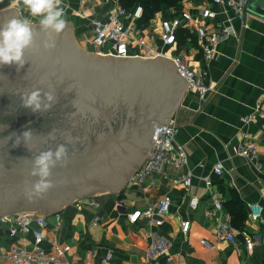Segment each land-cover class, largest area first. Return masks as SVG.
<instances>
[{
  "label": "crops",
  "instance_id": "obj_1",
  "mask_svg": "<svg viewBox=\"0 0 264 264\" xmlns=\"http://www.w3.org/2000/svg\"><path fill=\"white\" fill-rule=\"evenodd\" d=\"M64 4L66 21L72 23L79 44L90 52L106 53L110 46L99 51L92 44L93 21L107 19L117 6L123 7L120 0H64ZM138 6L143 7V16L134 20L133 13ZM11 7H14L12 0H0V11ZM202 8L215 11L216 19L203 20L200 17ZM17 9L19 16H28L22 6ZM126 9L127 14L120 20L134 27L129 45L133 57L179 55L195 68L205 66L198 26L204 25L213 32L234 18L230 6L217 5L212 0L163 3L152 14L138 0ZM84 11L86 17L82 14ZM184 12H190L195 19L189 27L180 30L173 46L164 45L160 37L162 21ZM245 22L246 27L241 20H233L236 35L220 45L219 56L209 64L213 93L206 100H200L196 92L185 89L176 109L177 140L186 148L188 167L182 171L167 168L163 174H152L142 184H133L129 180L116 194H100L93 201L101 206L92 207L98 213L104 212L101 216L86 210L88 205L81 201L75 202V206L63 207L52 216L45 214L49 223L48 240L44 244L47 252L53 250V240H56L60 246L73 247L66 257L72 264L90 250L95 253L94 264H102L108 252L114 256L109 264H146L149 245L158 235H163L173 239V262L161 257L153 264H264V214L263 220L253 221L248 211L250 204H260L264 208V119L258 112L264 107V18L249 14ZM252 115V122L244 121ZM244 142L258 145L261 168L257 162L238 155L237 146ZM219 162L224 164L221 176L213 170ZM187 170L193 172L189 194L182 184L176 183ZM208 177L225 198L223 212H219L210 200L204 181ZM164 197L170 198L172 204L171 215L163 226L157 227L145 220L136 223L129 220L133 212L143 211L149 203L156 204ZM236 203L248 216L242 227H236L238 249L229 241L218 238L216 232L217 218L225 221L227 215L233 224ZM209 211L211 214L206 215ZM58 215L62 225L56 230ZM96 219L98 224H95ZM184 221L191 223L188 233L182 232ZM249 239L255 242L252 252L246 246ZM32 240V234L23 236L29 247ZM202 240L212 247L203 245ZM11 243L0 229V250L8 251ZM0 264L5 262L0 260Z\"/></svg>",
  "mask_w": 264,
  "mask_h": 264
},
{
  "label": "water",
  "instance_id": "obj_2",
  "mask_svg": "<svg viewBox=\"0 0 264 264\" xmlns=\"http://www.w3.org/2000/svg\"><path fill=\"white\" fill-rule=\"evenodd\" d=\"M247 10L264 18V0H250ZM12 16H19L15 7L0 11V24ZM34 27L36 46L26 53L24 66H0V217L52 216L77 201L118 193L144 162L155 128L175 114L188 82L177 61L162 56L117 58L86 50L71 22L52 34L55 47L45 50L48 34ZM35 88L55 91L58 101L50 111L22 107L21 96ZM26 129L46 146L16 145L11 135ZM58 144L67 145L69 158L53 169L54 186L30 201L26 194L36 180L30 175L32 157Z\"/></svg>",
  "mask_w": 264,
  "mask_h": 264
},
{
  "label": "built area",
  "instance_id": "obj_3",
  "mask_svg": "<svg viewBox=\"0 0 264 264\" xmlns=\"http://www.w3.org/2000/svg\"><path fill=\"white\" fill-rule=\"evenodd\" d=\"M250 0H212L214 4L222 6H230L234 12V18L228 20L229 24L218 28L213 32H209L203 25H199L197 33L202 48V60L204 67H192L179 55L160 54L162 57L177 61L178 67L187 82V91H194L198 94L200 100H206L214 91L210 83L209 64L213 62L220 54V45L228 40L230 36L236 35V30L232 24L235 18L243 22L246 27V18L249 16L247 10ZM117 5V1H115ZM143 7L138 6L134 13V20L141 19L143 16ZM83 16L87 13L84 11ZM127 14V9L117 6L111 12L107 19H97L93 21L95 34L92 38V44L101 51L104 47L110 46L106 53L98 52L104 56L117 58H131L130 40L134 33L133 25H125L120 20ZM200 17L203 20H215L217 13L211 8H202ZM194 16L190 12H184L181 16L172 19L163 20L161 23L160 37L166 46H173L177 42L180 30L190 26L194 20ZM259 115L264 119V107L258 110ZM254 116L244 118L245 122H252ZM178 122L175 114L169 119L165 126L156 127L154 136L156 137L145 161L132 175L130 182L133 184H142L152 174H163L167 168H173L177 171L185 170L189 165V156L186 148L177 140ZM239 156L244 157L250 162H257L259 168L260 152L257 144L252 142H244L237 146L236 149ZM214 173L221 176L224 171V164L219 162L214 167ZM193 172L185 171L178 177L177 184H182L186 194L190 193L192 186ZM206 189L213 205L219 212H223L225 208V198L221 192L214 187V182L209 177L204 179ZM95 198V197H94ZM196 201V200H195ZM84 205H90L99 208L101 204L93 201V198L84 200ZM172 201L168 197L161 198L158 203H149L143 211H135L129 216V220L136 223L139 220H145L147 223L161 227L171 215ZM120 207H123L120 204ZM250 218L253 221L263 220L264 208L260 204L249 205ZM34 213V212H32ZM211 212H206L210 215ZM155 215L158 216L155 219ZM98 219L95 224H98ZM8 224L7 229H0L5 232L6 236L12 241L8 251L0 250V260L5 264H72L66 260L67 255L72 251L70 245L60 246L56 240H53V250L47 252L44 248L45 242L48 240L49 223L45 215L34 213H17L14 216L0 217V223ZM62 225V219L58 215L55 229H59ZM190 221L182 223V232L188 233L190 229ZM216 232L218 238L229 241L235 248H239L238 230L235 229L226 215L223 221L217 218ZM32 234L33 240L29 245L23 241V236ZM202 244L208 247L210 244L206 240H202ZM173 239L158 235L149 245L145 261L146 264H153L161 257H166L167 262H173ZM255 242L251 239L246 241L247 250L252 252ZM95 253L88 251L84 258L73 264H94ZM112 252H108L103 259L102 264H109L113 260Z\"/></svg>",
  "mask_w": 264,
  "mask_h": 264
},
{
  "label": "clouds",
  "instance_id": "obj_4",
  "mask_svg": "<svg viewBox=\"0 0 264 264\" xmlns=\"http://www.w3.org/2000/svg\"><path fill=\"white\" fill-rule=\"evenodd\" d=\"M12 3L17 8L22 6L28 16H12L0 24V66L15 64L19 70L27 62L26 53L36 46L34 22H38L39 28L48 34L43 48H54L55 40L52 34L59 35L66 28V5L64 0H12ZM57 101L54 90L43 91L41 88H35L21 96L22 107L34 113L50 111ZM32 136L31 129H26L19 135H11L15 137L16 145L21 140L27 145ZM49 136L51 137L52 133H49ZM68 158L66 144H58L55 149L42 151L32 157L30 175L36 177V180L26 194L30 201L34 197H43L54 186L51 179L53 169L58 164H64Z\"/></svg>",
  "mask_w": 264,
  "mask_h": 264
},
{
  "label": "trees",
  "instance_id": "obj_5",
  "mask_svg": "<svg viewBox=\"0 0 264 264\" xmlns=\"http://www.w3.org/2000/svg\"><path fill=\"white\" fill-rule=\"evenodd\" d=\"M137 1L138 0H120V4L125 8H130ZM141 1L145 4L147 10H149L150 13L152 14L153 12L157 11V9L161 7L163 3L174 4L177 3L179 0H141ZM235 206H237V203L235 204ZM234 209L235 210H233V214H234L233 225L235 228L236 227L240 228L243 226V221L246 220L248 216L245 209L242 208L241 206H237Z\"/></svg>",
  "mask_w": 264,
  "mask_h": 264
},
{
  "label": "flooded vegetation",
  "instance_id": "obj_6",
  "mask_svg": "<svg viewBox=\"0 0 264 264\" xmlns=\"http://www.w3.org/2000/svg\"><path fill=\"white\" fill-rule=\"evenodd\" d=\"M28 142H30V143H32V144L37 143L38 145H36V146H32V145H30V144H29V145H28V144L26 145V144L24 143L23 140H21L20 144H21L23 147H25V148L34 149V150L43 149V148L46 146V144H45V140H43V138H41V137H39V136H32L31 140L28 141ZM75 146H77V145L74 144V145L72 146V148H75Z\"/></svg>",
  "mask_w": 264,
  "mask_h": 264
},
{
  "label": "rangeland",
  "instance_id": "obj_7",
  "mask_svg": "<svg viewBox=\"0 0 264 264\" xmlns=\"http://www.w3.org/2000/svg\"><path fill=\"white\" fill-rule=\"evenodd\" d=\"M96 53V52H95ZM98 196H100V194L99 195H95V198H97ZM79 202V201H78ZM82 202V201H81ZM35 213V212H34ZM40 215H45V213H41Z\"/></svg>",
  "mask_w": 264,
  "mask_h": 264
}]
</instances>
